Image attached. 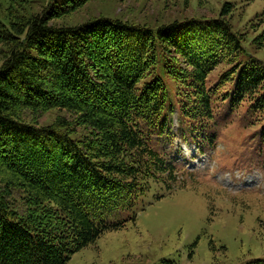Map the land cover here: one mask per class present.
<instances>
[{
  "label": "trees",
  "instance_id": "16d2710c",
  "mask_svg": "<svg viewBox=\"0 0 264 264\" xmlns=\"http://www.w3.org/2000/svg\"><path fill=\"white\" fill-rule=\"evenodd\" d=\"M88 1L0 15V264H67L135 220L155 184L186 186L168 147L175 137L215 146L216 102L247 103L264 120V62L228 19L233 3L157 27L107 16L60 23ZM251 42L264 47V30Z\"/></svg>",
  "mask_w": 264,
  "mask_h": 264
},
{
  "label": "rangeland",
  "instance_id": "374dc122",
  "mask_svg": "<svg viewBox=\"0 0 264 264\" xmlns=\"http://www.w3.org/2000/svg\"><path fill=\"white\" fill-rule=\"evenodd\" d=\"M45 1L0 0V15L8 6L37 12ZM225 1L234 5L228 19L244 33L243 45L264 62V47L251 42L264 30V0H90L59 21L75 24L107 16L157 27L185 17H217ZM229 66L219 65L212 82ZM215 106L220 126L215 146L201 153L195 143L175 137L168 147L179 166L178 179L187 185L168 192L155 184L143 196L135 220L107 230L67 264H242L264 257V120L249 113L247 103L236 110L221 100ZM172 129L179 133L176 119Z\"/></svg>",
  "mask_w": 264,
  "mask_h": 264
}]
</instances>
